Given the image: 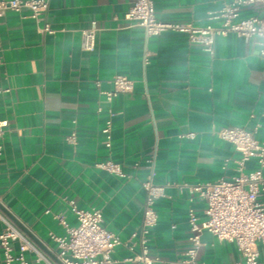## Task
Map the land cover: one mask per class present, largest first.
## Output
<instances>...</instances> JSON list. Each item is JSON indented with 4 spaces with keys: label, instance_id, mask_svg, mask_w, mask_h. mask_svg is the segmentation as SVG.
I'll list each match as a JSON object with an SVG mask.
<instances>
[{
    "label": "crops",
    "instance_id": "0c3cea01",
    "mask_svg": "<svg viewBox=\"0 0 264 264\" xmlns=\"http://www.w3.org/2000/svg\"><path fill=\"white\" fill-rule=\"evenodd\" d=\"M131 1L50 0L41 21L28 11L0 16V86L9 89L0 93V121H7L0 210L54 261L58 246L50 232L65 234L54 214L75 224L71 199L81 208H101L104 226L122 240L114 258L140 252L142 182L154 167V181L165 185V195L155 203L159 218L149 253L159 258L154 264H184L191 246L189 209L201 221L207 205L187 184L231 178L241 155L215 129L257 125L256 137L264 142V56L256 37L218 36L211 55L190 44L185 31L147 35L143 27L129 26L125 12ZM231 1L154 0L155 15L164 22L217 25L220 20L209 16ZM260 11L257 4L242 5L239 18ZM94 20L96 44L87 50L82 30ZM46 22L53 32L40 29ZM115 74L132 78L134 88L110 102L101 90L111 88ZM110 108L115 115L108 147L102 129ZM72 131L76 139L70 143ZM108 158L126 175L97 166ZM255 167L251 159L247 169ZM4 226L0 219V232ZM201 242L197 260L203 264L241 258L236 243L209 230ZM258 248L264 263V242ZM27 256L39 264L35 251ZM3 259L0 247V264Z\"/></svg>",
    "mask_w": 264,
    "mask_h": 264
},
{
    "label": "built area",
    "instance_id": "2783aa9c",
    "mask_svg": "<svg viewBox=\"0 0 264 264\" xmlns=\"http://www.w3.org/2000/svg\"><path fill=\"white\" fill-rule=\"evenodd\" d=\"M50 0H0V16L7 11H28L36 21H41L49 8ZM259 5V14L239 18L242 5ZM125 19L129 26H141L147 35L159 34L168 29L185 31L188 33L189 43L198 45L205 52L213 55L215 40L218 36L230 32L240 36H255L264 56V0H232L219 11L211 14L209 19H219L220 24L208 23L195 25L194 23L180 24L164 22L155 15L154 0H132ZM42 31L53 32L50 23L46 22ZM99 30L96 21L82 30L83 47L93 50L96 44V35ZM111 88L101 90L110 102L120 93L134 88V80L124 74H115L111 80ZM97 85L100 81L96 80ZM5 90L0 86V93ZM212 90V88H210ZM101 110V108H99ZM115 111L108 110V118L102 131L106 136V145H112V125ZM7 121H0V159L3 153L2 136ZM255 125L249 128L244 125L223 126L215 129V133L222 139L230 141L235 149L241 153L235 159L236 174L231 178L221 177L216 181L187 184L192 193H198L207 203L205 218L199 220L193 208L189 209L188 220L191 229V246L185 252L186 258L181 259L184 264H203L197 260L198 249L201 245V235L204 230L211 231L219 240H228L236 243L241 258L235 264H264L260 259L258 242H264V142L256 137ZM188 135L193 136L194 133ZM76 132L67 136V141L75 142ZM255 159L256 167L247 169V164ZM98 167L124 176L122 166L108 158L97 163ZM155 170L152 167L147 178L142 182L146 191L144 200L143 220L140 229V252L124 259L113 257L114 249L122 243L119 236L107 229L103 224L101 208H81L76 202L69 200L71 210L77 222L71 224L64 215L54 214L65 228L64 235L50 232V237L57 243V258L61 264H154L159 258L149 253V235L157 224L159 214L155 208L158 198L165 195V185L154 181ZM0 219L5 226L0 232V247L3 250L4 264H31L27 256L28 251L38 254L36 262L39 264H59L42 253L28 236L14 223V221L0 210ZM15 241H19L14 251Z\"/></svg>",
    "mask_w": 264,
    "mask_h": 264
},
{
    "label": "water",
    "instance_id": "95a60500",
    "mask_svg": "<svg viewBox=\"0 0 264 264\" xmlns=\"http://www.w3.org/2000/svg\"><path fill=\"white\" fill-rule=\"evenodd\" d=\"M3 211H5V213L9 216V217H11L13 220H14V218H13V216L8 212V211H6L5 209H3ZM18 224L26 231V232H28L29 233V231L27 230V228L22 224V223H19L18 222ZM56 261L59 263V264H61V262H60V260L57 258V256H56Z\"/></svg>",
    "mask_w": 264,
    "mask_h": 264
}]
</instances>
